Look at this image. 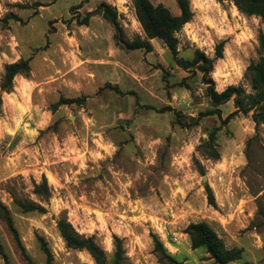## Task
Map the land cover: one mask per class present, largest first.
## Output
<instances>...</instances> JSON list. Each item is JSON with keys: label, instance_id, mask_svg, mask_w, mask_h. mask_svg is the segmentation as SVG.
<instances>
[{"label": "rangeland", "instance_id": "rangeland-1", "mask_svg": "<svg viewBox=\"0 0 264 264\" xmlns=\"http://www.w3.org/2000/svg\"><path fill=\"white\" fill-rule=\"evenodd\" d=\"M149 1L179 14L175 0ZM100 2L115 9V24ZM190 7L191 20L175 33L176 57L190 60L199 49L213 58L225 41L214 88L250 92L246 67L258 59L261 19L231 0ZM137 38L146 39L132 0H0V85L5 64L30 58L27 74L14 76L9 92L0 88V202L19 236L0 220V264H95L62 239L64 218L93 236L108 261L119 237L121 264H216L185 232L201 221L227 248L242 249L228 264H264V116L257 125L252 112L222 123L235 111L230 99L217 106L220 117H199L215 108L201 72L178 66L160 39L149 40L150 51L126 46ZM213 129L217 160L202 148ZM42 175L47 200L32 193ZM23 198L45 212H23L14 203ZM152 235L174 262L154 250Z\"/></svg>", "mask_w": 264, "mask_h": 264}, {"label": "trees", "instance_id": "trees-1", "mask_svg": "<svg viewBox=\"0 0 264 264\" xmlns=\"http://www.w3.org/2000/svg\"><path fill=\"white\" fill-rule=\"evenodd\" d=\"M217 1L220 2L222 0ZM231 1H233L240 13L246 16L255 15L259 17L264 24V0ZM175 2L179 9V14L177 15L171 14L162 4L153 5L149 0H132L136 18L140 23L146 39L141 40L137 38L132 42H126V46L132 49L143 48L146 51H150L152 49V45L149 40L152 38L160 39L175 57L178 66L183 69L195 67V69L200 71L202 74V82L206 85L205 93L210 99L212 106L215 108L199 113V117L214 114H217V116L220 117V110L217 106L233 99L235 111L222 120V123H226L237 113L248 114L249 112H252L251 117L256 125L262 122L264 116V35L259 34L257 36L258 59L255 62L249 63L246 67V75L249 80L251 91L246 92V90L241 86L229 85L222 91L218 92L214 88V81L210 77V73L213 69L214 61L222 58L225 41H220L215 45V55L213 58H209L199 49L194 50L193 57L190 60L177 58L176 54L178 41L175 33L178 32L185 23L191 20L193 12L190 7V0H175ZM98 9L101 10L105 19H108L115 24V9L105 2H100L98 4ZM93 13L94 11L88 12L82 22H79L78 24L87 25L88 18L93 15ZM29 61L30 58L20 59L18 61L5 64L4 74L0 85L2 91L9 92L11 90L14 76L17 74H27L30 69ZM105 86L109 87L110 84L106 83ZM216 132L217 129L210 131L208 138L202 144L203 151L210 158L215 160H217L220 156L218 146L216 144ZM197 165L199 173L204 175L202 166L200 164ZM204 187L208 203L214 206L215 199L212 189L207 183L204 184ZM32 193L40 200H47L49 198L50 187L44 175L41 176V182L33 183ZM14 203L23 212H45V208L40 203L32 201L31 199H17ZM258 213L263 217L264 223V210L259 208ZM0 220L5 224L7 230L13 238L18 242V232L14 226L10 211L1 202ZM57 228L62 239L69 247L86 250L94 260L95 264H121V260L123 259V250L119 237L115 235L113 236L114 253L111 260L108 261L103 249L97 244L93 236H84L79 234L74 229L72 224L65 218L60 219L57 222ZM185 232L190 237L191 247L193 249L204 248L216 264H228L229 262L237 260L241 257L242 249L227 248L222 239L206 222L201 221L197 223H190L185 229ZM152 237L154 250L159 252L161 258L163 257L171 262H174V258L166 252L158 238L155 235H152Z\"/></svg>", "mask_w": 264, "mask_h": 264}, {"label": "bare ground", "instance_id": "bare-ground-1", "mask_svg": "<svg viewBox=\"0 0 264 264\" xmlns=\"http://www.w3.org/2000/svg\"><path fill=\"white\" fill-rule=\"evenodd\" d=\"M187 23H188V22H187ZM187 23H186V24H187ZM226 55H227V54H226Z\"/></svg>", "mask_w": 264, "mask_h": 264}]
</instances>
